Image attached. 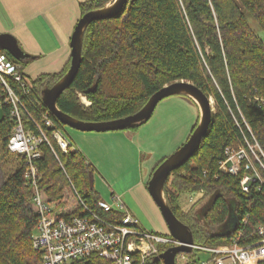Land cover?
<instances>
[{
    "label": "trees",
    "instance_id": "1",
    "mask_svg": "<svg viewBox=\"0 0 264 264\" xmlns=\"http://www.w3.org/2000/svg\"><path fill=\"white\" fill-rule=\"evenodd\" d=\"M109 2L81 1L79 17ZM124 3L117 15L93 20L85 27L79 69L55 103L69 116L99 122L135 113L157 90L176 81H188L212 97L214 110L206 133L194 155L169 174L171 180L169 186L165 181L163 194L176 218L188 226L195 244H227L236 229L224 235L220 232L231 219L230 214L236 215L237 223L246 219V233L256 224L264 223V185L260 184L258 191L252 185L245 193L239 184L241 173L233 175L219 169L227 146L247 145L256 140L264 151V41L247 21L250 16L264 32V0H126ZM4 52L21 66L30 60L15 59ZM69 65L70 59L59 71L41 73L35 78L23 73L31 83L28 94L17 83L9 81V84L32 118L44 127L54 148L52 152L43 144V155L36 162L49 197L59 200L65 193V198H70L67 189L73 186L88 208L108 219V214L97 204L102 199L94 188L95 169L81 151L60 150L52 130L42 120L47 114L55 129L66 126L48 111L41 96L44 89L68 71ZM94 85V91L87 92ZM79 92L91 102L88 106L81 103ZM5 97L7 93L0 83V100ZM10 109L9 103L1 104V160L12 155L6 147L15 124ZM24 124L32 126L28 118ZM138 126L125 130H135ZM15 159L12 171L4 172L0 167V264H39L41 253L32 246L37 217L31 208V191L24 184L26 164L21 156ZM215 190H220V197L202 215L201 208ZM200 191L205 194L196 197L192 203L195 209L186 211L180 207L178 194L195 192L196 195ZM202 199L203 202H197ZM71 202L76 207L73 214L87 215L78 200L73 198ZM117 215L123 214L117 212Z\"/></svg>",
    "mask_w": 264,
    "mask_h": 264
},
{
    "label": "built area",
    "instance_id": "2",
    "mask_svg": "<svg viewBox=\"0 0 264 264\" xmlns=\"http://www.w3.org/2000/svg\"><path fill=\"white\" fill-rule=\"evenodd\" d=\"M22 66L0 50V83L7 93L1 104L11 105L10 116L15 124L7 139V149L14 156H21L26 164L24 184L31 191V208L37 217V225L32 235V246L41 253L39 264H153L154 258L163 251L188 245L169 234L145 230L139 220L123 205L119 196L114 194L111 200L98 201L101 211L108 214L103 219L95 210L88 208L77 196L51 199L46 185L41 182L37 160L43 155V144L54 148L41 124L32 118L19 95L12 90L10 82L17 83L25 94L30 92L31 83L23 74ZM81 103L88 106L86 97L78 94ZM28 118L32 126H26ZM43 123L51 134L57 147L66 152L74 149L62 128H54L47 114ZM219 169L233 175L241 173V190L249 192L251 186L258 191L264 185V151L256 140L247 145L227 146ZM201 192V191H200ZM79 201L87 215L73 214L76 210L72 200ZM117 212L123 215L118 216ZM242 219L231 234L229 243L220 245H202L194 242L189 245L190 252H178L174 256L175 264H264V223L256 224L246 233L247 221ZM205 254L207 259L197 263L198 255ZM161 264L162 260L159 259Z\"/></svg>",
    "mask_w": 264,
    "mask_h": 264
},
{
    "label": "crops",
    "instance_id": "3",
    "mask_svg": "<svg viewBox=\"0 0 264 264\" xmlns=\"http://www.w3.org/2000/svg\"><path fill=\"white\" fill-rule=\"evenodd\" d=\"M79 2L74 18L65 26L60 10L63 0H0L12 23L7 29L0 24V33H13L19 47H27V53L34 55L28 64L40 59L43 63L51 64L50 67H58L54 71L57 72L70 59L69 42L80 16ZM33 23L38 31L33 28ZM24 68L22 66L23 72ZM40 74L33 77L26 75L35 78ZM199 110L192 98L172 95L162 99L152 116L135 130L95 132L71 128L75 131L66 135L71 137L68 139L73 148L81 151L95 169L96 192L105 198H108V194L109 197L113 194L119 196L125 208L136 218L139 212L146 217H140L143 224L152 223L157 212L148 197L146 182L157 161L188 138L193 126L199 121ZM142 163L148 166L145 175L142 174Z\"/></svg>",
    "mask_w": 264,
    "mask_h": 264
},
{
    "label": "water",
    "instance_id": "4",
    "mask_svg": "<svg viewBox=\"0 0 264 264\" xmlns=\"http://www.w3.org/2000/svg\"><path fill=\"white\" fill-rule=\"evenodd\" d=\"M126 0H113L106 5L90 10L77 20L69 42L70 47V65L68 71L51 87L42 91L41 100L48 111L63 125L79 131H118L125 130L135 124L145 123L151 116L156 105L164 98L172 95H184L192 98L199 106L200 118L195 128L188 136L187 140L173 153L166 156L157 167L152 171L147 183V191L150 197L158 206V210L167 224V229L170 235L188 245H180L169 248L154 258V262L162 260L163 264H175L174 256L178 252H190L189 250L193 243V237L188 226L179 221L173 212L170 210L163 194V187L169 174L183 165L188 159L194 155L197 150L201 138L206 133L211 121L212 115V101L207 97L202 90L188 81H176L169 85H165L154 94L150 96L147 102L135 113L125 117L99 121L86 122L76 119L58 109L56 105L57 97L72 83L81 60V45L82 36L85 27L93 20H100L110 18L119 13L125 4ZM0 50L8 52L15 59H33L34 56L23 53L19 47L17 40L10 34H0ZM96 85L89 88L87 92L94 91ZM220 190H215L209 195L206 203L201 208V214L205 215L214 205L216 200L220 197ZM231 219L222 228L220 234H228L236 229L238 218L234 214H230Z\"/></svg>",
    "mask_w": 264,
    "mask_h": 264
},
{
    "label": "rangeland",
    "instance_id": "5",
    "mask_svg": "<svg viewBox=\"0 0 264 264\" xmlns=\"http://www.w3.org/2000/svg\"><path fill=\"white\" fill-rule=\"evenodd\" d=\"M110 1H113V0H110ZM77 2H79V0H63V3L61 4L60 10H61V14H62L61 15L62 16V20H63L65 26L69 25L71 23L70 19L72 20V18H74L75 13H76V6L78 5ZM247 21H248L250 27L252 29H254L255 32L258 34V36L264 41V32L261 31L258 28V26L256 25L255 21L250 16H247ZM0 24L5 29H7V28L12 26L11 21H9V16H8V14L6 13V11L3 8V3H0ZM33 28L38 31V29L36 27V24H34V23H33ZM14 31L16 32L17 30H13V32ZM5 33L6 34H10V35L12 34L13 37L16 36V35H14L13 33L9 32V31H3V33H0V34H5ZM21 48H23V49H21L23 51V53L31 55L30 52L27 53L28 51H26V48H27L26 46L22 45ZM31 56H34V55H31ZM51 61L54 62V63H57L56 61H53V60H51ZM50 66H51V64H46V63L41 62L40 59H35L34 61H30L29 64L27 63L25 65L24 73L33 77L37 73L40 74L41 72H46V71L47 72H54L58 68V67L54 68V66L53 67H50ZM80 94L83 96L82 93H80ZM208 97H210V96H208ZM210 98H211V101H212V107H213L212 110H214V101H213L212 97H210ZM86 100L88 102H90L87 98H86ZM0 116H1V107H0ZM70 131H75V130H73V129L67 127V126H65L63 128V132L65 134L69 133ZM68 138H71V137L69 136ZM186 140L187 139H185L181 143H178L173 148H171L167 152L166 156H169L171 153L176 151ZM143 153H145V151H143ZM158 162L159 161H157V163ZM15 164H16V159H15L14 155H10L8 157H4V159H2V160L0 159V167L3 168L4 172L8 173V172L12 171L13 167L15 166ZM146 168H148L147 164L146 163H142L141 169H142V174L143 175H145L146 172H147ZM168 177L169 178L167 179V185L169 186V182L171 180V177L170 176H168ZM105 180L107 181V179H105ZM102 181L106 185L104 180H102ZM67 190L69 191V193L73 197L74 196L73 186H70V188H68ZM194 193L181 192L180 194H178L179 195L178 203H179L180 207L183 210H186V211L188 210L189 211V210L195 209V205L192 206L193 205L192 203L195 202V199H196V197L198 195H204L205 194V192H198L196 195H193ZM148 195H149L148 197H150L149 193H148ZM107 197L108 198H105V197H103V195H101L100 199L108 202L109 200H111L110 199L111 197H109V194L107 195ZM150 201H151L154 209L156 210L157 214L154 215L155 218H154V221L152 223L143 224L141 222L142 219L140 217L144 218L145 216L142 215V213L139 212V216L137 218H139L141 226L147 231H153V232L156 231V232H160V233H163V234H167L168 233L167 224H166L165 220L163 219V217H162V215L160 213V210H158L159 209L158 206L156 205V203L153 201V199L151 197H150ZM203 201H204V199H202L200 201L198 200L197 202L200 203V202H203ZM198 258H199V260L197 259V263L200 262V261H205L207 259V255L201 254V255H198Z\"/></svg>",
    "mask_w": 264,
    "mask_h": 264
}]
</instances>
